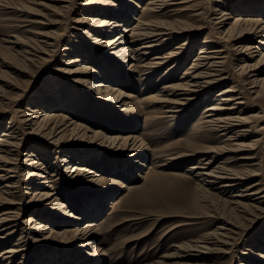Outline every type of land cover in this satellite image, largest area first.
<instances>
[{
    "label": "rangeland",
    "instance_id": "374dc122",
    "mask_svg": "<svg viewBox=\"0 0 264 264\" xmlns=\"http://www.w3.org/2000/svg\"><path fill=\"white\" fill-rule=\"evenodd\" d=\"M7 1H10L11 7L3 8L0 5V58L3 57L2 61H10L12 67L0 66V94L3 95L0 96V131L15 124V127H20L16 129V134L23 138L24 144L16 162L17 179L25 182L28 180L30 175H24V172H28L27 159L33 150L36 153L35 159L48 167V174L55 172L59 175L52 178L49 176L51 183L48 184L52 186L50 188L38 184L42 180L38 175L30 179L32 184H38L31 185L32 190L44 187L52 194L50 199L39 202L30 200L31 193L24 195L27 190L25 182L16 193V198L22 200L23 204L15 205L16 208L22 207L15 222L18 230L8 235L15 226L7 222L0 225V229H4L1 232L7 233V238L0 240V251L24 241L22 246L25 254L16 256L8 263V259L0 257V264H168L171 263L168 255L182 253L178 249L179 246L188 247L189 253L199 252L195 250L204 251L205 249L200 248L205 246L202 242L204 236L225 224L226 229L220 231L229 234V237H224L228 239V245L213 246L217 248L216 253L209 254L202 263L247 264L250 260L251 264H264V198L255 199L259 195H248L244 198L236 196L256 182H259V185L254 189L264 190V96L258 97L255 93L259 86L249 84V77L255 74L254 71L241 73L239 66L241 59L256 64L259 54L254 52V57L249 58V54L241 50L240 42H225L228 37L224 34L225 30L233 19L221 18L219 9L213 11L215 7L226 8L232 15H236L241 13L242 4L264 5V0H201L200 3L195 0L172 1L173 4L163 11L168 14L164 20L172 22L177 19L189 30L176 34V39L160 52L165 49L169 52V49L176 48L180 42L192 37L190 48L187 50L188 58L179 68L170 69L176 60L170 61L152 76L142 77L136 72H130L126 66H119L117 60L113 65L106 60L107 49L97 48L95 45L99 43L91 45L94 39L81 33L84 29L91 31L93 28L80 26L75 21L81 15L89 17L101 14V17L115 18L117 10L113 7H103L101 3L114 1L117 5L125 6L128 0H101L96 9L84 4L88 0ZM151 1L134 0L140 6L137 8L132 4L134 13L130 16L129 24L134 23V17L141 15L143 7L149 6ZM179 1L186 3H177ZM19 3L27 6V11H21L23 7ZM180 7L186 9L181 11ZM199 13V16H194ZM260 14L264 17V11L257 15ZM41 33H55L54 37L60 42L48 55L43 52V43L36 41ZM98 35L103 40L110 36L102 29ZM16 37L24 40L21 39L19 44L12 43L16 41ZM205 40H213L211 44L226 46L223 55H226L227 61L224 67L218 66L216 69L223 70V75L229 77L226 82L213 87L212 92L208 90L209 92L197 101L182 108L181 112L165 113L167 108L161 107L162 103L151 102L150 96L166 95L162 87L180 81ZM63 45H69L74 52L67 55L63 51ZM6 47H9V50ZM5 48L8 51H5ZM24 49L31 51L27 54L28 59L25 58ZM77 55L85 62L91 63L98 71H117V75L102 76L111 86L116 84L126 92V104L120 103L121 99L113 103L105 102L95 88L75 85L77 83L72 82L74 77L65 74L64 70L69 66L67 59ZM247 72H250L249 69ZM259 74L264 76V71ZM162 76H165V79H162ZM231 85L236 87L235 92L230 94H235V97L242 96L245 101L242 106L244 109L237 112L250 118L248 123L239 128L248 130L242 141L251 145L240 150L234 145L236 142L226 141L222 133L209 130L201 124L211 105L222 104L225 96L219 94ZM36 106H43L45 110H59L61 114L81 124L82 128L77 129L75 133H71L69 127V131L58 132L61 133L59 137L62 136L59 143L37 134L32 131L35 128L30 122L26 125L24 123L29 117L26 114ZM257 114L259 118L250 117ZM68 125H63L60 130ZM84 131L87 133L86 137L82 136ZM95 131L124 138L139 137L137 141L143 142L139 150L140 156H131L130 150L135 140H130L129 143L121 140L115 145L102 144L88 137ZM79 149L89 150L96 155L94 158L81 159L80 163L98 171L102 180H97L93 175L86 177L85 181L76 180L70 177L71 173L65 172L67 166L60 162L64 154L62 150H66L64 152L67 154ZM210 149L213 151H207ZM184 153L193 155L172 159ZM214 155V165H226L241 176L247 172L255 173L246 176L240 187L224 193H219L222 190L219 188L220 183L211 184L210 192L215 194L205 202L198 198L199 181L194 173L187 169L199 162L201 157ZM245 156H251L253 159H243ZM141 159L144 165L134 166L135 162ZM162 162L168 165L158 167ZM143 175L145 178L141 177ZM55 198L63 203L64 209L58 204L47 203ZM237 199H243L244 203L260 208H247L249 210L245 211V208L239 207L240 213L232 211L229 206L232 207L233 204L230 202ZM101 200H104V203L100 205L102 211L98 215L84 220L69 218L70 212L79 217L84 215L87 205L92 202L99 205ZM30 215L46 222L54 220L49 224L50 227L57 221L60 224H56L53 231H45L47 233L44 235H35L32 228L36 221L23 223ZM87 221H93L92 224H95L90 245L75 246L72 230L75 225H83ZM230 229L234 233L230 232ZM23 232L29 236L21 240L19 238ZM48 235L50 237L46 238ZM77 242L79 243L78 240ZM88 251L97 254L89 256Z\"/></svg>",
    "mask_w": 264,
    "mask_h": 264
},
{
    "label": "bare ground",
    "instance_id": "6f19581e",
    "mask_svg": "<svg viewBox=\"0 0 264 264\" xmlns=\"http://www.w3.org/2000/svg\"><path fill=\"white\" fill-rule=\"evenodd\" d=\"M172 1L174 0H152L149 6L143 7V13L141 15L134 17L135 21L132 24H129L130 16L132 13H134L132 4L135 5L137 8L140 6L138 3L134 2V0H128L124 4L125 6L117 5L114 1H103L104 4L101 3V6L106 8L113 7L117 10L115 11V18H108L106 16L101 17V14H97L94 16L89 15V17L81 15L75 21L80 26H88L93 28V31H90V29L89 31L87 29H84L81 33H83L84 36L87 35V37H91V39H94L90 43L91 45L94 46L95 44L99 43L100 46H98L99 44L95 45L97 46V48L99 47L102 49H107V51L105 52V59L109 60L112 65L116 64L115 61L117 60L119 66L121 65L122 67L123 65L124 68L126 66L130 72H136L137 74H139V76L141 75V77L143 75L152 76L157 70L161 69L164 65L170 63V61L176 60L172 64L173 66L170 67V69H174L181 67L188 58L187 50L188 48H190L189 46L191 44L192 37L186 38L185 40L180 42L179 45L176 46V48L169 49V52H166V49L160 52V50L170 45L172 41L176 39V34H183L189 30L187 26H185L181 22H178L177 19L173 20L172 22L164 20L166 15L168 14L167 12L163 11L169 5L173 4ZM9 2L10 1L7 0H0V5H2L3 8H9L11 7V3ZM100 2L101 0H88L84 4H86V6L91 7V9H96L95 7L100 6ZM195 2L200 3L201 0H195ZM177 3L186 2L179 1ZM250 5L251 4H242L240 8L241 10L239 9L241 13L236 15H232V13L228 12L226 8L222 9L215 7L213 8V11L219 9V13H221V18L233 19L231 25L225 30L224 34L228 36L227 39H225V42H240L239 45L241 50L243 51V53L249 54L247 55L249 58L254 57V52H257L259 54V61L256 64H250V60L241 59V63L239 64V66L241 73L246 74L254 71L255 74L249 77V84L254 85V87L259 86V90H255V93H257L258 97H263L264 76L263 74H259V72L264 71V17L261 14H257L260 11H264V5L263 3L256 6ZM21 7L24 8H22L21 11H27V6L22 5ZM180 9H182L181 11H184V9L186 8L180 7ZM199 15L200 13L195 14L194 16ZM94 24H96V26ZM100 29H102L103 32L107 35H110L106 37L108 39L103 40L99 37L100 35H98V32H100ZM54 36L55 33H41V35L38 36V39H36L37 43L42 42L45 46H43V48L46 49H43L44 54L48 55L50 52L53 51L52 49L59 46L60 42H58L59 40H56ZM16 38V41H13L12 43L19 44V41L22 38ZM211 41L213 40H205L203 42L204 45L200 47L199 53L195 56V59L191 62L188 70L182 75L179 82L170 84L168 83L166 86L162 87L163 90L165 89L166 95H158L157 93V95L153 97L147 95L150 96L149 100L154 103H162L161 107L167 108L165 110V113H178L182 111V108L194 103L199 98L204 96L206 92H209L208 90L211 91L213 87L220 85L221 82H226V79L229 76L227 77L223 75V70L216 69V67L218 66L224 67L227 61L226 55H223L224 51H226V46L211 44ZM37 43L36 46L38 45ZM63 46V51L66 52L67 55H69V53L74 52L73 48L69 45ZM6 48L9 50V47ZM6 48L5 51H8ZM30 52L31 51L24 49L26 59L29 58L27 54H30ZM2 58L3 57L0 58V66L5 65L12 67L10 66V61L8 62L4 59V61H2ZM38 58H40L41 60L45 59L44 57H42L44 59H42L41 57ZM67 60L69 66H67L64 71L65 74L72 75L74 77L72 79V82L77 83L75 85H83L84 87H87L89 89L95 88L97 92L101 95L100 97L105 100V102L113 103L121 99L120 103L123 102L124 104H126V92L124 93L120 87L116 86V84L111 86L109 84L110 82H107V80H105V78L102 76L103 74L117 75V71L109 72L106 71V69H104L103 71H98L93 65H91V63L85 62L80 55L70 57ZM248 69L250 72H247ZM219 72L221 73L218 74ZM161 78L165 79V76H162ZM94 80H96L97 83L94 84ZM234 87L236 86L231 85L219 94V96H225L222 99V104L217 102L218 104L211 105L207 109V115L205 116V119L201 124L202 127L209 128V130L222 133V136L225 138L226 141H230L231 143L236 142V144L234 145H236L237 149L240 150L241 148L249 147L251 145V143L244 144V142L242 141L243 138L246 137V133L248 130L246 128H239L242 127L244 123H248L250 118L242 115L241 112H237L242 111L244 109L242 106L245 101L243 100V98H241L242 96L235 97V94H230V92H235ZM0 96L3 95L0 94ZM49 97H51V95ZM165 103H167V105H164ZM50 104L51 103H45V105ZM30 111L31 112L29 114H26L29 117L27 120L24 121L25 125L27 124V122H30V125H33V127L35 128H33V132L41 134L44 137L55 141L56 143L60 142V138H62V136L59 137V135L66 131L68 127L69 130L72 131L71 133H75L77 129L80 130V128H82L81 124L76 123V121L72 120L69 116L61 114L59 110H45L43 106H36L30 109ZM250 117L259 118L258 114ZM69 122L71 123L69 124ZM15 125L17 126V124ZM15 125H13L12 127H7V129L5 128L0 131V225H2L4 222H7L11 223L10 225H12L13 227L16 224V218L19 217L21 214L20 210L22 208H16L15 205H23L22 200L16 198V193L21 187H23V183L25 182L24 180L17 179V176L15 174L17 172L16 162L18 161L20 149L24 144L23 138H19V136L16 134V129H20V127H15ZM63 125L68 126L64 127L63 130H60ZM83 128L85 127L83 126ZM86 134V131H84L82 136L86 137ZM88 137L92 138V140H98L102 144L107 145H115V143H118L121 140L125 143H129L130 140H135L130 150L132 152L131 156L133 157L140 156L139 150H141L140 147L143 146V142H141L142 140L137 141L139 139V137L137 136H134V138L125 136L124 138L120 137L119 135H106L104 133H100L99 131H95L93 135ZM79 150L74 151L72 153L67 152V154L64 152L66 150H62V153L64 154L61 156L60 162L64 166H67L65 172L68 171L69 174L71 173L70 177L76 180L85 181L86 177L90 175H93V177L95 178L97 177V180L99 181L102 180L101 175L100 173H98V171L89 168L86 164L82 165L80 163L81 159L85 160L92 157L94 158L96 157V155L86 149H83L84 151ZM207 151L213 150L210 149ZM192 155L193 154L191 153H184L178 157H173L172 159L191 157ZM28 156L29 158L27 159V161L29 162H27L28 167L26 168L28 172L25 171L24 175L29 174L30 176L25 182V188L27 190L24 192V195L31 193L32 197L30 200H36L38 202L46 198L50 199V196L52 194L49 193L46 188H35L34 190H32L33 188L31 185L37 186L38 184H43L45 187L47 186L48 188H50L52 186L48 184L51 183V179H49V176L52 178L53 176H57L59 174H56L55 172L48 174V167L43 166L45 165L44 163H42L40 160L35 159L36 153L34 150L30 151V154ZM214 157L215 155L213 157H201L199 159V162L194 163L187 169V171H192L194 173V176L199 181L197 183L198 198L205 202L209 197L215 194L210 192V188H212L210 186L211 184L214 185L220 183L219 188L222 190L219 193H224L226 191L233 190L238 186L240 187L242 185V180L246 179V176H252L255 173L247 172V174L243 173L244 176L238 175L226 165H214ZM243 159H253V157L245 156ZM164 162L159 163L158 167H164L168 165V163ZM143 165L144 161L142 159L139 161L137 160L134 164V166L136 167ZM36 175H38V177L42 179L38 182L37 185L32 184L30 180L33 176ZM141 177L145 178L144 175ZM257 185H259V182L247 186V188L244 189L242 193H237L236 196L244 198L248 195H259L255 199H263L264 190L261 188L255 190L254 188ZM29 189L32 191L30 192ZM56 199L57 198L50 200L47 203L49 205L58 204L59 207L64 209L65 206L63 205V203ZM242 200L243 199H237L233 202H230L231 204H233V206H229V208L232 211L234 210L236 212H239V207L245 208V211L253 207H255L256 209L260 208V206H255L254 204L244 203ZM93 203L94 202L85 207L83 213L84 215L76 217L70 212V214H68L69 218H82L84 220L87 217L98 215L102 211V207H100V205L104 203V200H101V203L99 205H97L98 203ZM58 217H60V214ZM32 221H36V225L32 229L35 231V235L37 234L39 236L44 235V233H47L50 230L53 231L54 226H56V224H60V222L57 221L53 224V227H50L49 224L52 223L51 221L54 220H49L46 222L44 220L35 219L33 215H30L28 219L23 221V223ZM92 222L93 221H87L86 224L75 225L74 229L72 230V236L75 241V246H77L78 244L81 247L90 245V242L92 240L91 236L94 232L92 230L94 228L93 226L95 225H93ZM226 226L227 224H225L224 226H220L218 227V229L209 232L204 236L202 242L205 243V246L200 247L205 249L204 251L195 250L196 252H199L189 253L187 249L188 247L179 246L178 249H180L182 253L175 252L168 255L167 257L171 259V263L168 264H204L202 263L204 259L208 258L209 254H212L215 252V250H217V248L213 246L228 245V239H225L224 237H229V234L221 233L220 231L222 229L225 230ZM3 230V228L0 229V240L7 238V233L1 232ZM7 230L8 228L5 231ZM16 230H18V225H16L15 228L8 233V235H12ZM20 230L23 231L22 229ZM230 232H233V230L230 229ZM23 233L24 234H22L19 238L21 240L26 239L27 236H29L28 234H25L26 232ZM49 234L52 235V233ZM48 237H50V235H48L46 238ZM77 240L79 241V243L77 242ZM23 243L24 241L15 243L13 247L0 251V257L8 259L9 261H7V263L12 261L13 258L19 256L25 251L24 247L22 246ZM0 244H2V242H0ZM194 247L195 246H193V248ZM24 254L25 253H23V255ZM96 254L97 252L94 253L88 251L87 255L94 256ZM255 256H257V254H255ZM44 258L46 259V257ZM251 263L252 262L250 260L247 262V264Z\"/></svg>",
    "mask_w": 264,
    "mask_h": 264
}]
</instances>
